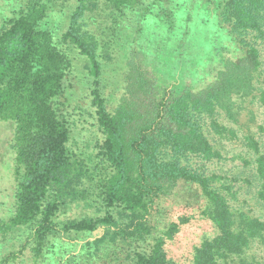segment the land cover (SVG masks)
Segmentation results:
<instances>
[{"label": "trees", "instance_id": "trees-1", "mask_svg": "<svg viewBox=\"0 0 264 264\" xmlns=\"http://www.w3.org/2000/svg\"><path fill=\"white\" fill-rule=\"evenodd\" d=\"M189 1L0 0V122L13 126L0 264H174L166 246L195 217L212 232L190 264H264V140L249 127V106L264 111V0ZM75 55L88 110H67ZM82 112L89 153L73 136ZM227 145L238 162L224 169ZM77 204L88 212L63 217Z\"/></svg>", "mask_w": 264, "mask_h": 264}, {"label": "rangeland", "instance_id": "rangeland-1", "mask_svg": "<svg viewBox=\"0 0 264 264\" xmlns=\"http://www.w3.org/2000/svg\"><path fill=\"white\" fill-rule=\"evenodd\" d=\"M188 4L191 5V0ZM68 11V7H65L62 16L60 13L53 15L50 25H53L57 29V33L62 31L59 25L62 21L64 22V20H66ZM114 57L115 59L110 61V68L115 66H112L116 61V56ZM261 58L264 68V43L261 47ZM73 61L72 73L68 76L66 81L68 87L65 96L67 97L66 104L69 105L67 110H73V108L77 106L83 110H88V100L85 98L89 93L87 84L90 82L87 70L85 69L87 63L78 55H75ZM106 72L108 74L102 76L104 79L102 80V86L105 94L110 95V99H113L114 103L118 95L121 93V80L117 74L110 72V70H106ZM262 87H264V75ZM249 107L255 112L253 122L249 123L250 131L264 140V111L255 105H250ZM246 120L247 117H244L242 122L245 123ZM91 124L92 120L85 114V112H82V116L76 119V126L73 132L79 150H88V153L92 152V146L98 138L96 128ZM259 128H262L263 131L261 132ZM12 132L13 126L10 122H0V219H6L10 215L12 205L13 180L10 170L12 153L9 149ZM225 148V151L229 154L227 155L225 153L228 158L223 162L222 168L229 169L238 161L233 162L230 159V152L234 147L230 148V145H227ZM236 152L238 153V151ZM233 153H235V151H233ZM181 209L176 208V212L173 215L175 216L177 214L185 213ZM86 212H88V210L84 209L82 204L72 205L63 217L74 218L85 214ZM211 232L212 227L209 223L195 217L189 222V224L181 227L179 234H177L174 240L166 246L168 258L172 260L174 264H190L192 248L198 245L201 239L204 236L211 234Z\"/></svg>", "mask_w": 264, "mask_h": 264}, {"label": "clouds", "instance_id": "clouds-1", "mask_svg": "<svg viewBox=\"0 0 264 264\" xmlns=\"http://www.w3.org/2000/svg\"><path fill=\"white\" fill-rule=\"evenodd\" d=\"M180 16L182 17L183 16V13H181ZM149 23H151V21H149Z\"/></svg>", "mask_w": 264, "mask_h": 264}]
</instances>
